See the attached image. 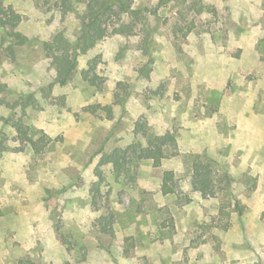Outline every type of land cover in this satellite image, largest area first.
I'll list each match as a JSON object with an SVG mask.
<instances>
[{
	"label": "rangeland",
	"instance_id": "rangeland-1",
	"mask_svg": "<svg viewBox=\"0 0 264 264\" xmlns=\"http://www.w3.org/2000/svg\"><path fill=\"white\" fill-rule=\"evenodd\" d=\"M87 1L0 0L29 38L0 26V264H264V0H130L56 83L44 41ZM197 154L230 194L194 189Z\"/></svg>",
	"mask_w": 264,
	"mask_h": 264
},
{
	"label": "trees",
	"instance_id": "trees-1",
	"mask_svg": "<svg viewBox=\"0 0 264 264\" xmlns=\"http://www.w3.org/2000/svg\"><path fill=\"white\" fill-rule=\"evenodd\" d=\"M122 13L138 16V10L132 7L130 0H88L84 11L80 14V35L76 39H70L64 32L55 33L50 39L44 41V48L51 63L56 69V83L71 81L76 73V57L78 51H87L96 45L101 36L107 31L106 21L113 15ZM19 21V15L9 9H0V26L11 27V44L9 49L14 52L15 45H23L29 41L28 36L15 30ZM90 78L89 75H86ZM111 109V107H109ZM31 146L40 152L42 146L27 138ZM138 158L149 159L155 166L162 164L167 153V144L162 135L151 133L148 144L142 148H135ZM192 184L205 197L230 194L231 181L227 176H220L214 164L202 155L197 154L192 159ZM173 174L163 175L161 190L164 194L175 193L176 184ZM240 212L243 206L236 201L235 206Z\"/></svg>",
	"mask_w": 264,
	"mask_h": 264
}]
</instances>
